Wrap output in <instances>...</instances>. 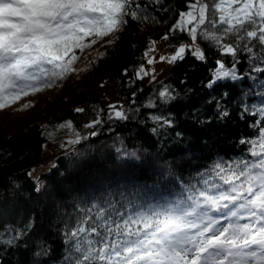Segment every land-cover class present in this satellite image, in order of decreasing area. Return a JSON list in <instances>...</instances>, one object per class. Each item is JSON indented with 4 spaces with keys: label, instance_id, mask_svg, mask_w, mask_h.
Wrapping results in <instances>:
<instances>
[{
    "label": "snow or ice",
    "instance_id": "obj_1",
    "mask_svg": "<svg viewBox=\"0 0 264 264\" xmlns=\"http://www.w3.org/2000/svg\"><path fill=\"white\" fill-rule=\"evenodd\" d=\"M165 13L168 19H161ZM139 20H171L160 39L180 42L171 45L170 55L159 56L160 63L176 65L188 55L204 63L208 57L201 43L213 49L215 63L202 87L249 81L240 97L241 113L242 118L253 117V135L239 138V155L217 154L187 178L177 175L170 161H162L168 194L158 199L142 187L120 183L122 176L105 174L98 195L81 198L71 213H58L59 255L49 259L54 249L37 239L31 264H264V0H185L179 10L166 0H0V110L83 71L78 64L89 50L97 55L88 64L102 59L107 52L95 46H112L118 33ZM155 44L152 40L139 57L149 66L157 62ZM149 74L144 63L122 73L125 86L133 89L128 108H93L94 116L82 130L72 120L60 123L59 128L71 132L66 145L75 148L97 137L106 123L126 122L142 110L177 100V89L161 82L146 103L137 105L142 92L137 82ZM155 81L153 74L149 83ZM228 95L208 101L215 102L218 119L230 115L223 103ZM250 95L262 98L261 103H247ZM74 112L84 114L86 109ZM149 121L156 135L175 126L171 112H149L141 123ZM120 144L117 160L133 171L144 167L145 161L128 152L122 140ZM211 147L212 142L205 141L188 155L209 159L205 150ZM34 228V217L22 227L0 228V264L9 250L28 247L24 241Z\"/></svg>",
    "mask_w": 264,
    "mask_h": 264
},
{
    "label": "trees",
    "instance_id": "obj_2",
    "mask_svg": "<svg viewBox=\"0 0 264 264\" xmlns=\"http://www.w3.org/2000/svg\"><path fill=\"white\" fill-rule=\"evenodd\" d=\"M166 3L172 9L179 10L184 8L185 0H166ZM161 19H168V14L165 13ZM170 23L171 20L159 24L151 20L129 23L125 31L117 34L119 38L112 46L98 48L107 52L102 59L88 64L86 61L97 55L96 51L89 50L86 60L79 66L84 70L69 74L66 77L70 81L68 85L64 86L56 80L59 82L57 88H65L60 94L46 97L28 117L14 121L5 119L0 123V228L6 224L22 227L30 218L34 217L35 220L33 232L24 241L28 247L9 250L2 257L3 264H31L37 239L52 246L54 252L49 259L54 260L62 251L57 231L59 225L56 224L58 213H71L81 198L98 195L99 182L105 174L122 176L120 183L142 187L148 191L149 197L158 199L168 194L162 175L166 174L167 169L161 168L162 161H170L173 171L187 178L202 165L210 163L217 154H240L242 146L238 145L239 138L252 136L254 127L250 126L253 117L242 118L241 113L244 101L240 97L249 88V81L218 82L211 90L202 87V82L210 78V69L216 58L215 52L206 43L200 45L207 54L206 62H197L188 55L183 62L170 65L167 74L155 83L148 85L144 79L137 82L142 88L136 97L137 105L146 103L153 95L152 90L158 88L161 82L177 89V100L166 107L142 110L138 117H130L126 122L106 123L97 137L82 141L75 148L65 145L56 152L45 153V144L49 138L55 137L53 129L59 127L60 123L72 120L74 127L82 130V125L93 118V108L107 111L108 107L102 108L82 99L74 100L84 88L85 81L95 79L101 70L110 72L118 87L122 106L129 107L133 89L125 86L122 73L126 68L139 67L140 53L147 48L138 41L139 36L146 32L149 40H155L156 44L179 43L176 39H160ZM182 79H186L183 85L180 83ZM224 92L229 94L223 103L227 105L230 115L218 119L215 117V102L208 101L210 97H220ZM261 99L250 95L247 103L259 104ZM78 107L85 108L86 113H75L74 109ZM149 112H171L175 126L167 134H153L150 121L141 123ZM206 118H211V121L202 126L200 122ZM109 127L112 128L111 132L108 131ZM177 133H180L179 137ZM121 140L128 152L136 153L145 161L144 167L133 171L123 161L116 159L115 149L121 146ZM205 141L212 142V147L205 150L209 159L188 155L200 149ZM43 165H47L48 169L32 177V169ZM37 187L39 192L36 191Z\"/></svg>",
    "mask_w": 264,
    "mask_h": 264
},
{
    "label": "rangeland",
    "instance_id": "obj_3",
    "mask_svg": "<svg viewBox=\"0 0 264 264\" xmlns=\"http://www.w3.org/2000/svg\"><path fill=\"white\" fill-rule=\"evenodd\" d=\"M146 33V32H145ZM145 33H141L139 36V42L144 45V47L150 45L149 38L145 35ZM111 38V37H109ZM163 42H159L158 44L153 45L155 47V53L154 55L157 58V62L153 65H147L146 61L140 60V64L144 63L146 68L149 69V76L144 77V81L146 84L150 85L152 83H149V80L151 79V76L154 74L156 77V81L163 78L167 72L170 64L167 62L160 63L158 58L161 55H170L171 53L168 52H162V45ZM96 49L100 48L99 45L95 46ZM147 48L144 50L146 51ZM142 51L141 54L144 52ZM84 59L78 64V67L83 63ZM139 64V65H140ZM62 85L66 86L70 83L68 78H65L63 80L58 79ZM57 80V81H58ZM55 83V85L52 88H44L41 91L37 93H30L28 96L23 97L20 101L14 103L11 107H8L6 109L0 110V123L4 122L5 119L7 120H18L20 117H24L28 115H31L32 111L37 109L40 104L44 101L46 97L54 96L57 94H60L63 89L58 87L57 84L59 82ZM155 81V82H156ZM82 99L85 101H90L92 103L98 104L100 107H108V105H116L117 107L122 106V99L119 96L118 93V87L113 80V78L110 75V72L107 70H101L98 74V76L95 79H87L85 81L84 88L81 90L78 97L74 100ZM27 102V103H26ZM26 104H29L26 108H21L22 106H25ZM21 111V112H20ZM53 132H55V137L49 138L45 144L44 151L45 153L49 152H56L58 149H60L62 143L66 145V141L69 138H72L71 132L68 129H61L59 127L53 129ZM48 169L47 165L39 166L30 172L32 177H37V174L41 171H45ZM41 186V183L39 184Z\"/></svg>",
    "mask_w": 264,
    "mask_h": 264
},
{
    "label": "built area",
    "instance_id": "obj_4",
    "mask_svg": "<svg viewBox=\"0 0 264 264\" xmlns=\"http://www.w3.org/2000/svg\"><path fill=\"white\" fill-rule=\"evenodd\" d=\"M173 44H179V43H173ZM162 52H168V53L173 52V48L171 47V44L163 45Z\"/></svg>",
    "mask_w": 264,
    "mask_h": 264
},
{
    "label": "bare ground",
    "instance_id": "obj_5",
    "mask_svg": "<svg viewBox=\"0 0 264 264\" xmlns=\"http://www.w3.org/2000/svg\"><path fill=\"white\" fill-rule=\"evenodd\" d=\"M166 44H171V45H172L173 43H167V42H165L163 45H166ZM163 45H162V46H163Z\"/></svg>",
    "mask_w": 264,
    "mask_h": 264
}]
</instances>
